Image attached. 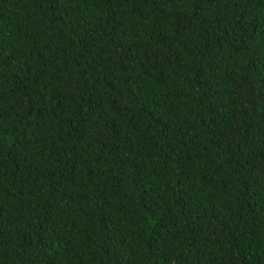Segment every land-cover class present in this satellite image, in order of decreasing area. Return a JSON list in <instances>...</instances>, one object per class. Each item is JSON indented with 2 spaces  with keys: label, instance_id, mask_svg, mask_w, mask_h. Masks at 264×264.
Returning <instances> with one entry per match:
<instances>
[{
  "label": "trees",
  "instance_id": "obj_1",
  "mask_svg": "<svg viewBox=\"0 0 264 264\" xmlns=\"http://www.w3.org/2000/svg\"><path fill=\"white\" fill-rule=\"evenodd\" d=\"M0 264H264V0H0Z\"/></svg>",
  "mask_w": 264,
  "mask_h": 264
}]
</instances>
